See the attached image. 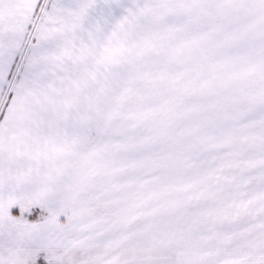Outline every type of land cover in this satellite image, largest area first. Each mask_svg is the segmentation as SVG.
<instances>
[{
	"label": "snow or ice",
	"instance_id": "6c2138e0",
	"mask_svg": "<svg viewBox=\"0 0 264 264\" xmlns=\"http://www.w3.org/2000/svg\"><path fill=\"white\" fill-rule=\"evenodd\" d=\"M0 264H264V0H0Z\"/></svg>",
	"mask_w": 264,
	"mask_h": 264
}]
</instances>
